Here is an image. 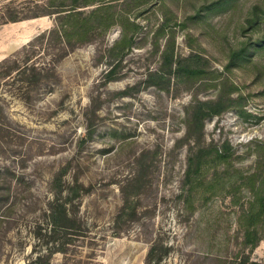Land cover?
Returning a JSON list of instances; mask_svg holds the SVG:
<instances>
[{
	"label": "rangeland",
	"instance_id": "374dc122",
	"mask_svg": "<svg viewBox=\"0 0 264 264\" xmlns=\"http://www.w3.org/2000/svg\"><path fill=\"white\" fill-rule=\"evenodd\" d=\"M53 1L0 0V13H44L0 24V60L49 66L63 45L50 30L68 11L47 14ZM79 1L81 43L73 37L38 84L1 88L0 169L12 173L0 175L11 185L0 264H144L156 244L167 253L155 264H264V0ZM177 59L196 61L200 76L174 78ZM224 92L242 106L199 131L193 103ZM55 194L75 220L69 231L47 216ZM52 239L61 250L49 254Z\"/></svg>",
	"mask_w": 264,
	"mask_h": 264
},
{
	"label": "trees",
	"instance_id": "16d2710c",
	"mask_svg": "<svg viewBox=\"0 0 264 264\" xmlns=\"http://www.w3.org/2000/svg\"><path fill=\"white\" fill-rule=\"evenodd\" d=\"M82 2L84 3V1ZM51 4L54 6V8L52 10L47 9L49 10L47 11V14H51L54 12L60 13L62 11H65L66 9L68 11L65 13L58 14V18H60L59 22H56V25L53 27L52 30H50L59 34L63 45L57 52L53 53L52 58L49 59V66L46 65L45 67H41L36 63H28V57L24 59H19L18 57H11L8 59L0 60V142L3 138L6 137L9 129V124L6 122V117L8 116L6 111L8 100H6L4 94H1L2 86H7L8 83H12L9 81L10 78H12V81L20 83L21 85H19V87H21L22 84H26L27 86L38 84L44 76V71L46 69L54 70L56 63L75 46L74 43H71L73 42V37H75V40H77L76 44H79L81 43V40H83L82 36H84L85 33L87 34L88 13L76 10L78 6H81V1L59 0L56 3V1L54 0ZM105 5L106 11L108 12L107 16H109V18L115 16V11L110 10L112 5L110 3H107ZM256 9L257 6H254V10L252 8V14H256ZM262 12L264 14V7L262 8ZM40 14L44 13H24L23 11H17L16 9L5 7V10H2V13H0V24H4L9 21H18L26 18L36 17ZM253 18L256 19L257 16H253ZM113 23L114 20L110 21L109 24L106 25V27H109ZM41 35H43V33H40V36ZM84 40H86V38ZM255 42L263 43L262 40L259 39H256ZM116 46L123 47V43H119ZM245 52V46L239 47L238 49H234L233 51H231L229 56V63H235L238 57L244 55ZM183 61L181 59H177L175 61L177 67L174 70L170 71V74L173 75L174 78H177L180 74L184 75V72H186L188 78H195L200 76L202 71L200 68L197 67L196 61L191 60L189 61V63L187 62V64H184ZM183 65H186L187 67H183ZM233 106L240 107L242 106V103L239 100L231 98L229 92L220 93L219 96L214 100H197L193 103L191 107V111L189 112V120L191 123L196 122L200 131L203 126L204 119L207 116L223 112L224 110ZM7 173L9 175L12 173V171L9 169V166L0 169V175L6 176ZM58 177H60V174L57 175V178ZM10 192V183H8V181H0V201H2L3 204L8 201ZM71 196L72 194L69 193L66 196L67 199L65 200L69 202L71 200ZM60 197V194H55V197L50 202L48 201L49 206L47 216L51 220L53 231H55L56 229L69 231V229L74 228L73 224L75 220L67 216L66 204L63 202H59ZM259 199L261 203V211L264 212V198L260 197ZM252 210L253 209H251V213L248 219L250 220L249 222H252L254 224L257 220V217L255 216V213L252 212ZM262 221L264 224V217ZM253 231L256 232L257 229H248L247 232L248 234H250ZM45 236L47 237V235ZM49 237L52 238L50 235ZM54 240L55 239H52L53 242ZM52 244V247H50V249L48 250L49 254L54 252L55 250H61V248L56 245V241ZM165 253H167V247L158 244H156L155 246H151L147 251L144 264H155L160 262V260L162 259V255ZM41 260V256L37 255L36 258L32 259L30 264H40ZM238 264L258 263L252 260L247 261V259L244 258L240 260Z\"/></svg>",
	"mask_w": 264,
	"mask_h": 264
},
{
	"label": "crops",
	"instance_id": "0c3cea01",
	"mask_svg": "<svg viewBox=\"0 0 264 264\" xmlns=\"http://www.w3.org/2000/svg\"><path fill=\"white\" fill-rule=\"evenodd\" d=\"M15 23H17V22H13L12 24H15Z\"/></svg>",
	"mask_w": 264,
	"mask_h": 264
}]
</instances>
